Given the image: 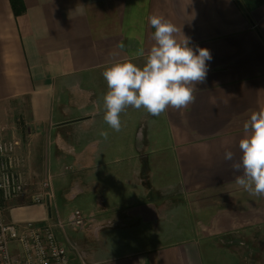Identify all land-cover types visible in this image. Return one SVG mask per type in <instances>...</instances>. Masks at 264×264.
<instances>
[{
    "label": "crops",
    "instance_id": "crops-1",
    "mask_svg": "<svg viewBox=\"0 0 264 264\" xmlns=\"http://www.w3.org/2000/svg\"><path fill=\"white\" fill-rule=\"evenodd\" d=\"M22 1L16 17L0 0V130L21 143L28 190L4 203L7 223L59 221L61 192L114 189L83 230H56L74 246L72 264H203L201 245L224 252L228 236L264 226V196L237 185L224 159L232 151L239 161L243 125L264 108V0ZM153 14L210 50L206 79L187 107L158 117L129 107L115 132L103 119L102 72L115 60L144 64L134 53L154 43ZM44 179L53 199L32 205ZM110 231L132 237L113 249Z\"/></svg>",
    "mask_w": 264,
    "mask_h": 264
},
{
    "label": "clouds",
    "instance_id": "clouds-1",
    "mask_svg": "<svg viewBox=\"0 0 264 264\" xmlns=\"http://www.w3.org/2000/svg\"><path fill=\"white\" fill-rule=\"evenodd\" d=\"M149 23L155 29L154 43L147 52L140 47L134 53V57L144 58V64L138 66L132 59L115 60L102 72L108 88L102 97L103 119L115 132L121 130V114L129 107L143 108L153 117L164 114L169 107H187L195 99L197 85L205 81L207 62L212 60L207 48L190 47V37L182 33L177 39L181 29L165 17L153 14ZM243 128L239 161L232 151L225 152L224 159L232 162L234 173H241L234 177L237 185L252 195L264 196V108L252 111ZM100 135L108 137L106 131Z\"/></svg>",
    "mask_w": 264,
    "mask_h": 264
},
{
    "label": "built area",
    "instance_id": "built-area-1",
    "mask_svg": "<svg viewBox=\"0 0 264 264\" xmlns=\"http://www.w3.org/2000/svg\"><path fill=\"white\" fill-rule=\"evenodd\" d=\"M20 147L18 140H4L0 130V264H72L68 247L74 246L67 239L59 241L56 230H83L86 219L80 212H74L65 224L52 219L45 225L5 221L4 203L28 196L25 159L18 154ZM29 199L32 205L49 206L53 199L49 181L44 179Z\"/></svg>",
    "mask_w": 264,
    "mask_h": 264
},
{
    "label": "rangeland",
    "instance_id": "rangeland-1",
    "mask_svg": "<svg viewBox=\"0 0 264 264\" xmlns=\"http://www.w3.org/2000/svg\"><path fill=\"white\" fill-rule=\"evenodd\" d=\"M168 163L171 165V162ZM172 173L173 172H171V174ZM54 185V190L59 192V185L57 183ZM107 190L108 188L104 189L100 194L102 198H99V196L96 193H93V191H89V193H86L75 200H68V198L64 197L61 192V195H59L58 198L59 201H57L58 204L57 202L55 204V206L57 205L59 221L65 224L69 220V217L76 211L80 212L85 218V215L87 216V214L93 209L94 204L96 202L99 203V199L104 200L107 197ZM108 194L113 195L114 189H109ZM117 200L118 199L114 201ZM51 206L53 209L55 208L54 204H51ZM107 236L109 247H112L113 249L120 245V241L127 242L132 237L129 235L113 233L111 231ZM235 236H228V239L223 242L226 245L218 243L217 247H220L224 252L217 250L214 243H211V251L207 250L202 243L201 253L203 264H264V226L248 230L240 236ZM223 254L226 257L225 260L222 259Z\"/></svg>",
    "mask_w": 264,
    "mask_h": 264
},
{
    "label": "trees",
    "instance_id": "trees-1",
    "mask_svg": "<svg viewBox=\"0 0 264 264\" xmlns=\"http://www.w3.org/2000/svg\"><path fill=\"white\" fill-rule=\"evenodd\" d=\"M9 1H10V5L12 7V11L16 17L19 15H22L24 13L25 7L23 5L22 0H9ZM244 13H246L245 10H244ZM146 165H147V163L145 162L144 163V169L142 171V177L145 181H147V166Z\"/></svg>",
    "mask_w": 264,
    "mask_h": 264
}]
</instances>
